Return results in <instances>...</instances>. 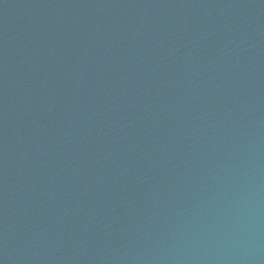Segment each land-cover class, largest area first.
<instances>
[{
	"label": "water",
	"instance_id": "1",
	"mask_svg": "<svg viewBox=\"0 0 264 264\" xmlns=\"http://www.w3.org/2000/svg\"><path fill=\"white\" fill-rule=\"evenodd\" d=\"M0 264H264V0H0Z\"/></svg>",
	"mask_w": 264,
	"mask_h": 264
}]
</instances>
